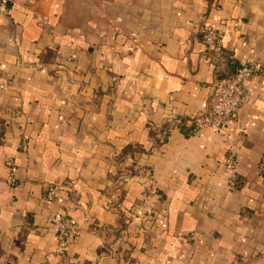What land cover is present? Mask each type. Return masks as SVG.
Listing matches in <instances>:
<instances>
[{
    "label": "crops",
    "instance_id": "0c3cea01",
    "mask_svg": "<svg viewBox=\"0 0 264 264\" xmlns=\"http://www.w3.org/2000/svg\"><path fill=\"white\" fill-rule=\"evenodd\" d=\"M248 61L216 134L214 76ZM231 262L264 264V0L0 2V264Z\"/></svg>",
    "mask_w": 264,
    "mask_h": 264
},
{
    "label": "built area",
    "instance_id": "2783aa9c",
    "mask_svg": "<svg viewBox=\"0 0 264 264\" xmlns=\"http://www.w3.org/2000/svg\"><path fill=\"white\" fill-rule=\"evenodd\" d=\"M5 1L0 0L2 3ZM199 36L210 60L214 62L221 60L224 56L221 30L212 25H203L199 30ZM262 71L261 62L248 61L235 67L229 74L221 75L216 72L201 117L202 125L212 129L216 134H220L225 124L232 120L234 115L246 104L248 100L247 82L260 76ZM226 158L227 164L231 165L234 161V154L230 152ZM6 165L11 166V162L7 161ZM53 194L54 188L48 187L46 199L50 200ZM53 221L57 227L55 253L65 256L72 239L80 234V228L67 216L54 217ZM229 264L238 263L231 262Z\"/></svg>",
    "mask_w": 264,
    "mask_h": 264
}]
</instances>
